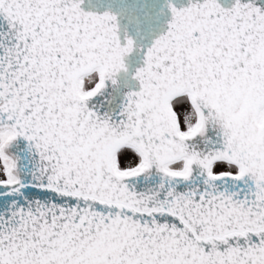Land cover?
I'll list each match as a JSON object with an SVG mask.
<instances>
[{
	"label": "snow or ice",
	"instance_id": "1",
	"mask_svg": "<svg viewBox=\"0 0 264 264\" xmlns=\"http://www.w3.org/2000/svg\"><path fill=\"white\" fill-rule=\"evenodd\" d=\"M85 5L0 0V264H264V0Z\"/></svg>",
	"mask_w": 264,
	"mask_h": 264
},
{
	"label": "water",
	"instance_id": "2",
	"mask_svg": "<svg viewBox=\"0 0 264 264\" xmlns=\"http://www.w3.org/2000/svg\"><path fill=\"white\" fill-rule=\"evenodd\" d=\"M184 2L185 0H176L178 6ZM164 3L165 0H86L85 6L99 10L111 8L120 13L121 28H126L141 43L147 44L166 26L168 13L164 8ZM137 62L138 57L136 56L130 60L133 65ZM122 79L126 80L129 86L134 84L127 77H122Z\"/></svg>",
	"mask_w": 264,
	"mask_h": 264
}]
</instances>
